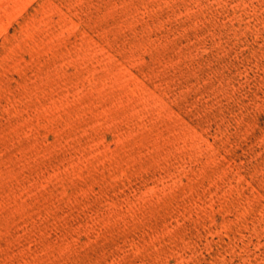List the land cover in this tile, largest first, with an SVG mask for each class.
Segmentation results:
<instances>
[{"label": "rangeland", "instance_id": "1", "mask_svg": "<svg viewBox=\"0 0 264 264\" xmlns=\"http://www.w3.org/2000/svg\"><path fill=\"white\" fill-rule=\"evenodd\" d=\"M0 264H264V0H0Z\"/></svg>", "mask_w": 264, "mask_h": 264}]
</instances>
